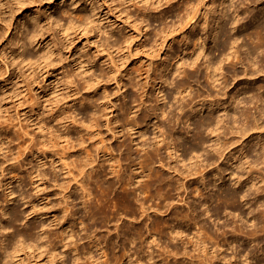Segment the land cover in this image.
<instances>
[{"label": "rangeland", "instance_id": "rangeland-1", "mask_svg": "<svg viewBox=\"0 0 264 264\" xmlns=\"http://www.w3.org/2000/svg\"><path fill=\"white\" fill-rule=\"evenodd\" d=\"M191 1L196 3L200 9L202 8L201 13L217 2V0ZM184 2L185 0H172L170 2V6H172L169 8L170 6L165 4V0L158 4L154 3V0L148 3H144L142 0H27L18 9L13 0L0 2V208L7 206L6 199H14V196L9 195L11 188L6 189L7 182L14 177L11 180L12 188L17 194L21 190L23 195L31 200V205L24 204V201L17 197L13 206L18 208L19 213L28 215V220L34 221L37 226L42 224L43 227L39 228L45 231L41 241L42 247L23 248L16 253L13 251L8 259H0V264H4V261L9 264H90V261L82 255L89 245L90 238L100 239L99 245L102 246V250L98 251L97 258L104 250L108 253L107 256H100L97 259L98 264H104L103 261L111 256V249L117 253H122L126 249L130 254H134V251L137 253L138 249L143 248L139 255L136 253L134 255V258L137 256L140 258L138 264H151L154 259L159 260L160 264L161 258L167 255L162 253L159 257L158 247L149 244L150 239L144 237L147 236L148 232L146 231L151 226V221L169 216L170 209L164 213L149 210L150 219L145 215L140 217L141 213L138 211L133 216L130 214L132 209L128 205H118V208L111 206L112 211H117L114 218L106 210H99V205H87L85 209L82 204L83 200L80 199L81 191L76 190V156L81 155L83 151L76 153V149L80 148L76 145L79 134L73 124V119L89 118L96 111L88 104H76V90L80 91L79 94L87 95L95 86H101L97 92V95L100 96L99 104L102 103L105 93L115 108L108 116L104 114L101 117L98 128H95L98 133L90 136L91 142L88 140L90 137L86 136L85 145L94 146L101 140L108 139L112 147L116 148V153H119V156L125 154L127 150H131L135 160H139L145 153L140 148L145 139H147L145 145L148 144L151 147L153 137L159 134L153 124L158 120L163 121L165 117L161 118L157 111V118L150 116L147 122L142 123L145 126L143 133H146V138L138 137L137 134L127 137L121 133V138L118 141L110 140L111 131L108 130V126L109 123H111L110 126H115L118 122L115 117L121 118L122 111L133 107L141 100V96L145 99L146 104L138 114L144 112L151 114L157 106L156 96L161 95L159 93L160 83H158L160 75L165 73L167 78H174L176 82L186 81L189 88L183 95L186 97L188 94L194 95V102L197 101L182 109L181 97L177 96L176 99H172L169 116L174 128L185 127L184 114L192 104H198L195 106L196 108L200 107L201 102H209L212 99L206 96L208 92L214 94L216 88H221V86L223 88L224 78L213 88L206 80L204 69H202L199 79H197L199 73L188 78L183 75H171L168 71L162 72L163 64H170L171 58L180 49L183 50V53L189 52V46H192L197 37L204 33L199 29L190 32V25L185 27L188 21L186 18L179 24L178 20L184 14L183 11L180 12ZM257 4L264 6V0L253 3L249 8L236 2L241 24L246 27L251 24L253 21L252 9ZM33 15L38 18L39 23L34 26L31 21L24 25L28 17ZM84 18L87 19L83 22ZM69 21L72 24L71 28L67 27ZM59 24H63L67 28L60 30L63 25L59 26ZM166 25L171 27L166 32V40L161 48L162 37L159 32ZM34 27L37 29V43L34 46H27L26 53L29 52L35 57L42 55L45 52L42 47L52 43L54 53L41 62L29 64L26 61L21 62V59L16 56L18 52L17 40L20 36L18 28L24 31L25 29L32 30ZM109 35H113V37L109 39ZM115 37H118L121 42L111 45L110 43ZM24 42L28 45L27 40ZM241 57L243 66H250V63L244 59V53L241 54ZM88 66H91L89 70ZM236 68L240 70L241 64H237ZM250 68L254 67L250 66ZM189 71L192 69L190 68ZM86 78L91 81V89L85 88V84H83ZM226 78L228 87L225 90L227 94L225 96L219 94L223 101H229V98L239 88L248 89L253 84H264L263 76H255L256 80L252 81L242 77L233 81L229 75ZM97 81L99 83L96 85ZM122 82L125 83L124 86H122ZM119 83L120 86H118ZM144 90H146L145 96ZM222 90L224 91V88ZM250 95L247 93L246 99ZM241 109H249L256 113L253 104L243 103ZM111 118L113 120L109 121ZM164 124L168 125V122L165 121ZM67 125L72 144L63 142L61 138L56 137L57 133L65 131L64 128ZM250 138L247 139L250 142L244 150H247L249 160H254L255 152H249L248 149L255 145L258 137L253 135ZM120 142H124L125 145L117 150ZM209 142L207 138L208 145L211 144ZM27 145L29 148H26ZM239 148V144H235L230 149L235 152ZM158 154L159 158L176 164L173 163L175 158L169 157L164 146L161 147ZM227 157L229 156L227 155ZM64 161L71 168L68 172L63 169ZM178 165L181 166L180 163ZM154 167L159 168L158 161ZM212 167L206 169V179L213 178L210 172ZM259 167H263L262 164H259ZM106 169L103 182L115 180V177L108 171V166ZM32 171H35L34 175L31 174ZM161 172L164 176L169 175V171L166 169H161ZM240 172L246 176L245 169ZM35 175L38 177L34 178ZM196 177L192 175L185 178L184 182L188 187V193L182 190L172 192V205H176V208L183 212L189 211L188 205L192 200L206 201L204 198L207 195L206 192L203 191L201 197L197 196V191L195 192V185H200V181H197ZM262 177L264 178V172ZM233 178L232 176L229 180H233ZM33 181L35 184H32ZM91 183L95 189V183L92 181ZM37 185L40 187L38 190H34ZM258 185L264 187V182L258 183ZM61 187H63V191L60 193L58 189ZM153 188L155 189V187ZM154 189H152V194ZM118 192L117 188L114 189L109 197H115ZM245 192L246 190L243 191V193ZM256 192L254 189L248 191V203L240 200V204L245 210L250 204V209L254 210L257 215L260 209L264 208V204L261 205ZM260 194L262 195L263 192ZM67 195L66 203L68 205L65 203ZM137 196L141 197L139 193ZM181 199L186 200V204L183 203L184 201L181 202ZM155 202L156 200L151 197L147 206L155 207ZM89 206L98 212L94 217L90 216L87 211ZM66 207H68V211ZM204 207L197 208V221L220 237L224 232L225 237L232 241L230 248L227 245L222 247L226 258L233 261L232 264H241V261L244 260V257H240L241 254H245L247 251L252 253L264 246V228L257 231L253 241H249V238L246 237L245 231L251 228L254 223L249 217H244L243 214L238 216V212L234 213L232 210L230 211V208H227L226 212H220L217 218L212 212L211 206V216L208 217L203 214ZM243 219L245 221H242ZM258 221L264 224V217H259ZM115 223L121 224L118 230L115 229ZM238 224L243 225V232L236 231L234 236L233 230H237ZM86 225H88V229H85ZM134 225L142 227L143 237L140 241H128L127 237L131 236L127 234L128 232L123 231L126 227ZM11 228L14 232L22 230L19 223H15ZM70 231L72 236L68 235ZM2 232L3 230L0 229V240ZM64 233L65 236H62ZM62 237H65L64 247L62 246L64 244L61 241ZM73 245H77V251L80 254V259L77 261L73 258L76 251H68L66 256L61 254L63 249ZM183 246L180 245L181 248ZM148 248L153 252L151 257L147 253ZM186 248L191 252L193 246L187 243ZM175 260H177V264H188V258L181 256L175 258L168 256L162 264H166L167 261L173 263Z\"/></svg>", "mask_w": 264, "mask_h": 264}, {"label": "bare ground", "instance_id": "bare-ground-1", "mask_svg": "<svg viewBox=\"0 0 264 264\" xmlns=\"http://www.w3.org/2000/svg\"><path fill=\"white\" fill-rule=\"evenodd\" d=\"M13 1L16 2L18 9L27 0ZM142 1L144 3L152 2V0ZM171 1L165 0V4L170 6ZM159 2H162V0H154V3L158 4ZM236 2L249 8L259 0H217V4L213 3L212 7L205 10L204 13H201L202 8L200 9L196 3L185 0L183 8L180 9V12L183 11L184 14L180 16L179 24L186 18L188 21L185 27L190 25V29L188 27L190 32L199 29L204 33L197 37L192 46H189V52L183 53V50L180 49L171 58L170 64H163L162 66V72L168 71L171 75L177 74L178 76L183 75L192 78L195 73H199L197 79L201 78L202 69H204L206 80L213 88L217 86L216 83L219 84L220 80L224 78V91L220 84L221 88H216L214 94L210 92L206 94L207 97L212 99L209 102H201L200 107L196 108L195 106L198 104L194 105L197 102H194L195 96L188 94L186 97L183 95L189 88L187 82L184 80L176 82L174 78H167L166 74L163 73L158 81L161 95L156 96L157 106L151 114L149 112L138 114L146 104L145 99L141 96V100L133 107L122 111L121 118L115 117L118 121L115 126H110L111 123H109L110 140L118 141L121 138V133L127 135V137L137 134L138 137L146 138V133H143L145 126L142 123L147 122L150 116L157 118V111H159L161 118L165 117L163 121L158 120L153 124L159 134L153 137L152 146L145 145L147 140L145 139L144 144L140 147L145 151L143 158L135 160L131 150H127L125 154L119 156V153H116V148L112 147L108 139H103L94 146L85 145V137L98 133L95 128H98L99 120L104 114L105 116L111 114L115 106L105 93L103 94L102 103L99 104L100 96L97 95V92L101 86H95L87 95L79 94L80 91L76 90V104H88L96 109L89 118L73 119V124L76 126L77 134H79L76 145L80 148L76 149V153L83 151V156L82 153L76 156V190L81 191L82 204L85 209L87 205H99L98 209L106 210L112 218L115 217L117 211H112L111 206L116 208L118 205H128L132 209L130 214L134 216L138 211L141 213L140 217L145 215L148 219L151 216L149 210L164 213L170 209L169 216L151 221V226L146 231L148 232L147 236L144 237L150 239L149 242L145 239L149 244L158 247L159 257L162 253L167 254L161 258L160 264L164 263L163 261L168 256L174 258L177 256L187 257L188 264L233 263L230 258H226L222 249L224 245L230 248L232 241L225 237L224 232H222L223 237H220L197 221V208L200 206L208 205L202 210L203 214L208 217L211 216L210 206L217 218L220 212H224L227 208H230V211L232 210L234 213L238 212V216L243 214L244 217H249L254 222L252 227L245 231L249 241H253L257 231L264 228V224L258 221L259 217H264V208L260 209L256 215L254 210L250 209V204L246 210L240 204V200L246 204L248 203L247 192L252 189L257 191L261 205L264 204V187L258 185V183L264 182L262 177L264 172V84H253L248 89L239 88L229 98V101H223L219 97V94L223 96L227 94L225 89L228 87L226 86L228 75L233 81L238 80L240 77L248 81L256 80L254 79L255 76H263L264 78V6L258 4L254 6L252 9L253 21L246 27V25L240 23ZM87 18L82 21L84 22ZM31 21L34 26L39 23L38 18L33 15L29 16L23 24L26 25ZM62 25L59 24V26ZM71 25V21H69L67 27L71 28ZM67 27L63 25L60 30ZM170 27L169 25L163 26L159 32L162 37L161 48H163L167 36L166 32ZM36 30V27L24 31L18 28V35L20 36L17 40L18 52L16 56L21 59V62L26 61L29 64L41 62L54 53L53 43L42 47L45 50L42 55L35 57L29 52L26 53L27 46H34L37 43ZM112 37L113 35H109L108 38ZM24 40L28 41V45ZM120 42L119 38L115 37L112 43H109L115 45ZM242 53H244V59L254 68L243 66ZM237 64H241L240 70L236 68ZM90 67L88 66V70ZM190 68L192 71H189ZM81 79L83 80L82 77ZM98 83L99 81L96 85ZM83 84H85V88L91 89L89 78H86ZM121 84L122 86L125 85L124 82ZM118 86H120V83ZM145 92L146 90L143 91L144 96ZM247 93L251 95L246 99ZM177 96H180L183 101L182 109L190 103H194L185 112L183 120L185 127L180 129L172 127L171 117L169 116L171 101L176 99ZM243 103L253 104L256 113L249 111V109H241ZM113 119L111 118L109 121ZM165 121L168 122V125L164 124ZM64 129L65 131L62 130L57 133L56 137L61 138L63 142L72 144L68 133L69 126L67 125ZM253 135L258 137V140L248 150L249 152H255L256 158L249 160V154L244 149L247 148L250 142L247 139ZM207 138L211 143L209 145L207 144ZM88 140L91 142V137ZM235 144H239L240 148L232 152L230 148ZM123 145H125L124 142H120L117 150ZM163 146L166 148L169 157L175 158L173 163L176 164L158 157V152ZM26 148H29V145ZM187 160L188 164L186 163ZM231 160L233 161L231 162ZM157 161L159 162V168L154 167ZM179 163L181 166H177ZM259 164H262L263 167H259ZM62 166L65 172L71 170L69 164L65 161ZM106 166H108V171L115 177V180L111 179L103 182L107 170ZM211 166H213L210 170L213 178L206 179V169ZM161 169L168 170L169 175L164 176ZM242 169L246 170V176L241 174L240 170ZM31 174L34 175L35 171H32ZM192 175L197 176L196 180L200 181V185L196 184L194 187L195 192L198 193L197 196L201 197L203 191L206 192L207 195L205 194L206 197H204L206 201L192 200L188 205L189 211L183 212L177 209L176 205H172V192L182 190L188 193V187L184 180ZM232 176L234 177L233 180H229ZM12 179L14 177L7 182L6 189L11 188L9 195L14 196V199H6L7 206L0 208V229L4 232H2V239L0 240V259L2 260L8 259L11 252L16 253L19 249H30L32 246L34 248L42 247L41 241L45 234V231L39 228L43 227L42 224L37 226L34 221L28 220V215H24L22 212L19 213L18 208L13 206L17 197H20L24 204H30L31 200L27 199L21 190L18 194L16 193L12 188ZM91 181L95 183V189L92 187ZM32 184H35V182L33 181ZM39 187L37 185L34 190H38ZM116 188L119 192L115 197L110 198L109 194ZM152 189H154L153 194ZM244 190H246L245 193H243ZM62 191L63 187L58 189V192L61 193ZM137 193L141 197L137 196ZM151 197L156 200L155 207L147 206V202ZM67 199L68 195L65 196V203ZM90 200H93V202H90ZM182 201L186 204V200L181 199ZM66 208L68 211V207ZM87 211L92 217L98 213L90 206ZM133 219L135 218L133 217ZM15 223L22 226L21 231L14 232L11 230ZM81 224L83 223L81 222ZM87 226L85 229H88ZM114 226L118 230L121 224ZM242 226L238 224L237 230H233L234 236L236 231L243 232ZM123 231L128 232L127 234L131 236V239L129 236L127 237L128 241L142 240L143 232L140 225L126 227ZM68 235L72 236L71 231L68 232ZM62 236H65V233ZM108 238L111 239V237ZM64 239L65 237H62L61 241ZM145 240L143 239V241ZM63 242L62 246L64 247L65 241ZM99 243H101L100 239L90 238L88 247L82 252V255L90 261V264H98L97 259L100 256L105 257L108 255L106 250L103 249L101 255L98 258L96 257L98 251L102 250ZM187 243L193 246L191 252L186 248ZM181 244L184 245L183 248L180 247ZM142 249H138L137 253L134 251V254H130L126 249L122 253H117L114 249H111V256L106 258L103 263L138 264L140 258L139 256L134 258V255L135 253L139 255L143 251ZM71 250L76 251L73 258L76 261L79 260L80 254L77 251V245L63 249L62 256H66L67 252ZM147 253L150 257L153 254L151 250ZM240 257H244L241 264H264V246L259 247L252 253L247 251V253L241 254ZM158 261L154 259L151 264H159ZM6 263L9 264V262L4 261V264ZM166 264H177V260L173 263L167 261Z\"/></svg>", "mask_w": 264, "mask_h": 264}]
</instances>
